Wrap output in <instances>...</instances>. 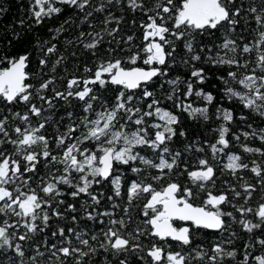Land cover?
Instances as JSON below:
<instances>
[{"label": "snow or ice", "instance_id": "1", "mask_svg": "<svg viewBox=\"0 0 264 264\" xmlns=\"http://www.w3.org/2000/svg\"><path fill=\"white\" fill-rule=\"evenodd\" d=\"M63 6L82 12L83 19L80 23L87 24L91 29L80 31L74 40L65 41L67 45H82L84 50L95 57L94 68L84 67V73L89 75H72L71 78L61 76L59 79L65 82L64 90H58L55 87L58 79L55 73L66 57L58 56L51 67H48V57L58 52L57 45L51 41L38 45L43 54L38 62L40 72L48 68V72L52 73L47 79L41 77L38 87L26 83L31 79V74L26 71L29 54L0 57V64L6 65L0 67V105L8 113L0 115V252H11L14 257L19 258L18 264H26V250L31 247L34 255L27 257V260L31 264H39L37 258L44 256V252L40 250L44 247L55 257L56 264H64L61 257H75L74 264H84L85 257L102 249L112 253L114 258L124 255V259H118V264H128L127 254L144 251L140 242L142 236L189 246L193 244L196 229L226 231L225 217L233 220L236 217L232 212L222 210V205L225 204H231L241 217L253 214L257 218L255 223L246 219L237 221L246 232L253 233L264 227V203L256 208L244 206L252 198L256 185L242 184L243 192L229 186L233 198L243 197L244 204L240 205L232 204L227 192L213 194L207 189L209 182L215 187L216 170L207 159H200L199 167L187 172L191 184L206 194L201 205L191 202L198 193L171 179L174 170L179 167L181 153L173 154L168 144L177 135L175 126L180 120L174 112L161 107V100L149 90L156 78L168 75L166 67L170 66V62L174 63L176 42L180 41L190 54L182 63L187 65L190 61L201 62L223 69V74L217 79L224 85L225 96L238 99L245 108L264 116V0H260L259 7L251 5L247 8L242 3L238 5L237 0H30V19L36 25H41L45 19L63 13ZM121 6L133 13L143 14L144 19L138 25L142 29L139 46L133 44L134 35L117 39L124 17L117 16L111 8L117 7L123 12L124 7ZM3 11L0 8V12ZM94 13L102 14V17H97V24L89 21ZM245 16H251L254 28H251ZM242 20L255 36L253 40L240 44L237 39L232 38V34ZM70 22L65 19L59 28L49 29L55 33L52 40L57 39L66 30L64 25ZM132 23L135 25L137 22L133 20ZM220 27L225 28L226 35L221 44L215 45L218 51L213 54L212 46L205 45L197 52L194 47L196 36L211 34ZM105 37L111 39L106 41ZM105 42L110 45L106 49L108 58L98 55V50ZM113 44L116 47H111ZM124 45L128 47L125 49ZM117 50L124 53L121 58L113 55ZM252 53H255L254 59L244 58L245 54ZM72 55L75 56L76 53L73 52ZM138 63L146 67L136 66ZM190 77L192 79L184 82L185 98L195 96L211 104L216 97L211 92L196 87L209 79L205 68L192 63ZM167 83L172 86V91L166 98L173 100L181 81L177 78L168 80ZM233 85L241 87L243 91L235 90ZM109 86L116 89V95L110 104L97 95V87L107 90ZM137 90L139 95L136 94ZM46 92L51 95H45ZM70 98L82 102L83 115L74 118L72 112H67L69 122L64 130H60L57 122L54 135H45L46 126L52 119L50 114L45 113L56 108L55 101L70 103ZM149 98L151 102L144 105L143 102ZM34 101H39V104ZM19 105H23L24 110L13 111ZM176 107L192 117L199 115L204 119L208 118L207 107H193L186 102H180ZM220 111L226 123L233 121L231 111ZM10 117L12 121L19 123L10 124ZM33 117L36 118L35 123ZM229 131V127L222 126L218 129L217 141L209 145L214 159L229 148ZM179 134L185 135L183 132ZM243 135L246 138L249 135H259V139L264 141V129L259 134L253 131ZM234 139L238 141L240 137L235 136ZM52 142L55 143V149L51 148ZM8 144L12 146L10 152L5 148ZM192 147L193 145L188 146L189 149ZM242 147L245 152L264 155L259 148L246 145ZM56 149L59 152H55ZM144 149L151 150L154 158L142 155ZM196 150L204 151L203 147H197ZM42 161L45 169L43 174L38 168ZM240 161V156L229 154L223 167L235 176L238 171L249 168L248 164ZM137 162L143 167L137 166ZM119 166H127L137 177L126 189L123 173L117 174ZM153 169L156 174L150 171ZM250 171L258 178L257 183L264 190V168L255 164ZM104 181L111 185L112 195L107 199L112 202L113 209L121 207L115 200L125 194L122 189L126 191L129 207L133 201L143 199L141 211L144 219L140 224L128 230L132 224L129 207L123 208L124 215L119 218H115L114 211H98L94 207L100 205L104 194H97L92 190L93 186ZM62 185L73 190L64 193ZM66 194L73 199H78L81 195L88 198L81 205L87 219L110 217L106 228L100 233L103 239L96 234L84 238L88 234L74 228H68L67 233L74 234L83 247H72L71 235H66L64 228L51 232L52 237H61L57 242L59 247L57 243L49 245L47 238L42 241L35 239L39 233L49 228L53 217L63 219L64 212L77 211L75 204H68L64 212L53 207L54 203L64 205L65 201L58 198ZM71 220L75 223L77 217L73 215ZM176 221L184 222V226L177 227L174 223ZM99 222L105 223L103 219ZM225 243L230 244L231 241L212 245V255H208L202 248L194 249L195 258L203 260L207 257L209 264H222L225 257L234 259L236 251L227 250ZM256 243L264 246V239H259ZM248 247L255 245L246 246L239 264H249L250 259L254 264H264V254L252 256L247 251ZM145 255L151 258L152 264H188L190 259L181 252L166 251L164 246L157 243H153ZM8 259L10 264H15L12 257ZM140 259L143 260L144 257L141 256ZM0 264H3L2 258Z\"/></svg>", "mask_w": 264, "mask_h": 264}, {"label": "trees", "instance_id": "2", "mask_svg": "<svg viewBox=\"0 0 264 264\" xmlns=\"http://www.w3.org/2000/svg\"><path fill=\"white\" fill-rule=\"evenodd\" d=\"M238 5L243 4L245 8L251 5L259 7L260 0H237ZM30 0H0V8L4 9L3 12H0V57H15L23 55L25 53L29 54L28 68L27 72L31 74V79L26 81V83H31L34 86L38 87L41 77L47 79L52 73L48 72V68H45L43 72H40L39 68V59L42 57V53L39 50L38 45H43L44 41H51L57 45L58 52L54 55L48 57L49 65L55 61L58 56L64 55L66 60L57 68L55 75L58 77L55 87L58 90H64V81H61L59 77L67 76L71 78L72 75L76 76H87L89 74L84 73V67H95V57L91 55L90 52H87L83 49L82 45H67L66 40H74L80 31H90L87 24H81L80 21L83 19V13L78 10L70 9L67 6H63L65 11L59 16H53L51 19H45L44 23L41 25H36L32 19H30ZM124 11L121 12L117 7L111 8V11L115 12L117 16L123 15L124 21L121 24V31L117 35V39L127 35H134L135 39L133 41L134 45L139 46L142 40V29L138 26L141 19H144L141 12L133 13L128 10L125 6ZM97 17H102V14L94 13L92 17H89V21L93 24H97ZM65 19L70 20L69 24H65L64 28L66 29L61 34L58 35L57 39L52 40V36L55 35L53 31L49 29H56L61 26ZM245 19L249 21L251 28L255 27L254 21H252L251 16H245ZM135 20L137 23L134 25L132 21ZM23 21V24H21ZM113 25H110L112 27ZM99 30V26L97 27ZM226 35L225 28L220 27L218 30H213L211 34L205 33L203 35H197L194 41V47L197 52L201 46H212L213 54L218 51L215 45H219L223 42ZM255 34L250 31V28L245 25L242 20L241 25L237 27L236 32L232 34V38L237 39V42L240 44L247 43L250 40L254 39ZM243 37V39H240ZM111 39L110 37H105V40ZM110 45L105 42L101 45L98 50V55L104 58H108V53L106 49ZM111 47H116L114 44ZM125 49L127 45L123 46ZM177 51L173 54L174 63L170 62V66L166 67L168 73L167 76L158 77L155 79L154 83L150 85L149 90L153 91L157 99L161 100V107L168 109L174 112L180 120V123L176 125L177 135L169 142L168 147L171 152H180V158L178 161L179 167L174 170L171 179L176 182L181 183L185 187H191L194 193L198 195L193 199L195 205H201L203 200L206 199V194L200 192L199 189L192 185L187 177L188 171L196 170L199 165L198 161L200 159H207L209 163L216 170V175L214 177L215 187H212V182H209L208 189L212 191L213 194L218 192H227L229 198L232 200V204L240 205L244 204L243 197L233 198V194L229 191V186L236 188L237 191L243 192L241 185L244 183L255 184L256 191L252 193V198L248 200L245 207L256 208L260 203H264V190L261 189V186L257 183L258 178L250 171L251 167L255 164H259L264 168V155L260 153H248L243 150L242 145H246L251 148H259L264 152V141L259 139V135L251 136L247 138L243 133H251L255 131L260 133L264 129V116L260 115L257 112H253L250 109H247L243 104L236 98L229 99L225 96L223 91V83L217 79L220 75L223 74L224 70L221 68H213L211 65L201 62H191L189 64H184L182 61L189 57V53L184 49L183 42H176ZM135 50V49H133ZM207 51V47L205 48ZM75 52L76 55L73 56L72 53ZM116 58H121L124 53L117 50L113 54ZM255 53L245 54V59H254ZM195 63L197 67L203 66L206 70V74L209 76V79L203 85H196L197 88H203L205 92H211L216 99L208 104L202 98H197L195 96L185 98V81L192 79L190 77L191 64ZM6 65L0 64V67ZM136 66L146 67L142 63H138ZM66 70V71H65ZM240 71H243L241 69ZM44 73H48L44 75ZM179 78L181 83L177 86V91L173 100H168L166 97L172 91V86L167 83L168 80H175ZM195 83V81L193 80ZM163 85V87H161ZM235 90L243 91L239 86L233 85ZM137 95H139V90H137ZM45 95H51L50 92H46ZM97 95L101 96L103 100L112 102L114 96L116 95V89L114 86H109L107 90L99 89L97 87ZM39 104V101H34ZM151 102V98L143 102L144 105ZM180 102L191 103L193 107H207L208 113L207 119H204L202 116L197 115L192 117L188 112L183 111L180 108L176 107V104ZM56 108L50 113H45V115H51L52 119L49 124L46 126L45 135L49 137L53 136L55 133V128L57 122L60 124V130H64V126L69 122L67 119V112H72L74 118L77 116L83 115V110L81 107L82 102L78 100H72L70 98V103H65L62 100L55 101ZM143 106V105H141ZM95 107V105H94ZM229 110L233 113L234 119L231 123H226L222 119V114L220 110ZM24 106L19 105L13 108V111H23ZM3 105H0V115H7ZM63 119L61 120V118ZM241 117H244L241 119ZM154 119V118H151ZM36 118L33 117V122L35 123ZM10 124L19 123V121H12L11 117L9 119ZM151 122V120H150ZM222 126L229 127L230 131L228 134V139L230 141L229 148L225 150L224 154H220L218 158L214 159L211 154L209 145L214 144L218 139V129ZM183 132L185 135L181 136L179 133ZM235 136H239L240 139L237 141L234 139ZM189 145H193L191 149L188 148ZM197 147H203L204 151H197ZM5 148L10 152L12 151V146L10 144L5 145ZM51 148L55 149V143H51ZM55 152H59L58 149ZM55 154V153H54ZM142 155L147 156L148 158H154V154L149 149H144L141 152ZM235 154L241 157L242 163L248 164V169L240 170L236 173L235 176L232 175L230 171L224 169V164L227 163V155ZM255 162V164L253 163ZM137 166L139 165L137 162ZM40 173L43 174L45 169L43 168V161L41 165L38 166ZM186 169V170H185ZM152 174H156V171L150 170ZM122 172L124 177L125 189L127 185L133 179H137L135 174H133L127 166H119L118 173ZM182 173V174H181ZM163 183V182H161ZM35 186V185H33ZM64 193H70L73 189L68 188L67 186H61ZM125 189H122V192L125 194L121 198H117L115 203L120 204V208L113 209L112 202L107 198L112 195L111 185L108 181L102 182L100 185H94L93 191L97 194L103 192V198L101 203L98 206H94L98 211H114L116 213L115 218H119L124 215L123 208L129 207L127 204V195ZM58 199H63L65 201L64 205L53 204V207L58 208L59 211L64 212L68 204H75L77 211L76 212H64L65 218L57 219L53 217L49 222V228L43 232L39 233L36 236L37 241H42L47 238V243L51 245L52 243H57L61 240V237L56 236L52 237L51 232L56 231L57 228H64L66 235H71L72 238V247H83L75 239L74 234H68V228H74L76 231L86 232L88 236L96 234L100 236L101 230L106 228L107 221L110 217H97L96 220H89L85 217L83 208L81 207L82 202L88 198L81 195L78 199H73L70 195H64ZM89 203L91 201L89 200ZM142 205L143 199L133 201V204L129 207V215L132 218V224L129 225L131 230L137 224H140L144 217L142 216ZM91 211V209H89ZM222 210L225 212H232L233 216L236 217V220H233L230 217H225L227 224V230L218 232L209 229H196L195 238L192 245L183 246L174 241H157L155 238L150 236L140 237V242L143 245L144 251L139 253H129L127 254L128 264H152L151 258L145 255L147 249L153 244L157 243L165 247L166 251L181 252L190 257L188 264H209L207 257L203 260L195 258V251L200 248L206 250L208 255H212L211 247L218 242L231 241V243H225L224 246L227 250H235L237 255L233 259L231 257H225L222 264H239L243 259L246 246L255 245V247H248L247 251L252 254V256L264 254V246H261L256 243L259 239H264V227L261 229L254 230L253 233L246 232L242 225L237 221L240 219L251 220L253 223L257 222V218L253 214H247L244 217H241L235 208L231 204L222 205ZM51 213V210H49ZM75 215L77 221L72 222L71 217ZM127 219V217H125ZM103 219L104 224H101L99 221ZM177 227H181L184 223L180 221L174 222ZM234 234V235H233ZM103 239L102 236H100ZM95 244V242H92ZM59 247L60 244L57 243ZM67 246V245H64ZM44 252L43 257H38L39 264H56L55 257L51 256V253L48 252L47 248L41 247L40 249ZM86 250V249H85ZM34 255V251L31 247H28L26 250V264H31L30 260H27V257ZM143 256L144 259H140ZM8 257H12V260L15 264H18L19 258L14 257L11 252H0V258L3 259V264H10ZM124 255H121L119 258H114L113 254L110 252H105L102 249H99L94 255L84 258V264H118V259H124ZM64 264H74L75 257L63 258ZM249 264H254V261L249 260Z\"/></svg>", "mask_w": 264, "mask_h": 264}, {"label": "water", "instance_id": "3", "mask_svg": "<svg viewBox=\"0 0 264 264\" xmlns=\"http://www.w3.org/2000/svg\"><path fill=\"white\" fill-rule=\"evenodd\" d=\"M182 223H184V222H182ZM184 226V225H183Z\"/></svg>", "mask_w": 264, "mask_h": 264}]
</instances>
